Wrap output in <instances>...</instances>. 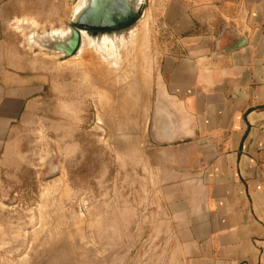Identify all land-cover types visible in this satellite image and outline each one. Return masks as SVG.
I'll return each mask as SVG.
<instances>
[{
	"label": "crops",
	"instance_id": "0c3cea01",
	"mask_svg": "<svg viewBox=\"0 0 264 264\" xmlns=\"http://www.w3.org/2000/svg\"><path fill=\"white\" fill-rule=\"evenodd\" d=\"M63 2L0 0V158L18 124L44 112L50 67L62 66L21 30L69 23L79 2ZM149 4L133 49L85 56L99 68L88 83L103 143L156 173L174 264H264V0ZM132 65L129 83L111 84L112 68Z\"/></svg>",
	"mask_w": 264,
	"mask_h": 264
},
{
	"label": "rangeland",
	"instance_id": "374dc122",
	"mask_svg": "<svg viewBox=\"0 0 264 264\" xmlns=\"http://www.w3.org/2000/svg\"><path fill=\"white\" fill-rule=\"evenodd\" d=\"M78 2L80 7L84 0H64L63 6ZM146 15L94 40L83 31L84 57L77 65H71V56L40 49L62 66L50 67L53 87L44 112L18 124L0 158V264H174L156 173L124 166L103 143L88 83L90 72L96 75L99 68L85 57L105 47L133 49L135 34L148 32L139 25ZM47 20L54 18L39 22L44 32L30 25L21 30L31 51L33 32L69 24ZM133 66L112 68L111 84L129 83L125 76Z\"/></svg>",
	"mask_w": 264,
	"mask_h": 264
},
{
	"label": "water",
	"instance_id": "95a60500",
	"mask_svg": "<svg viewBox=\"0 0 264 264\" xmlns=\"http://www.w3.org/2000/svg\"><path fill=\"white\" fill-rule=\"evenodd\" d=\"M145 6L146 0H85L66 31L33 32L30 40L45 52L72 56L83 42V31L98 34L126 28L138 21Z\"/></svg>",
	"mask_w": 264,
	"mask_h": 264
},
{
	"label": "bare ground",
	"instance_id": "6f19581e",
	"mask_svg": "<svg viewBox=\"0 0 264 264\" xmlns=\"http://www.w3.org/2000/svg\"><path fill=\"white\" fill-rule=\"evenodd\" d=\"M84 4H85V0H84V2L81 4L80 7H82ZM80 7H79V8H80ZM75 12H76V11H75ZM75 12H74V13H75ZM74 13H73V14H74ZM58 29L60 30V28H58ZM55 30H57V29H55ZM55 30H54V32H55ZM52 32H53V31H52ZM46 33H47V32H46ZM83 33H84V32H83ZM85 33H86V32H85ZM86 37H88V35H87ZM106 38H107V37H106ZM101 40H102V41H104V40L106 41L107 39H104V38L102 37ZM110 40H111V39H108L107 41H109V43H110V42H112V41H110ZM102 41H101V42H102ZM89 42H90V41H89ZM113 42H114V41H113ZM102 43H103V42H102ZM107 44H108V42H107V43L105 42V43H103L102 46L105 47V45H107ZM110 44H112V43H110ZM31 45H32V44H31ZM112 45H113V44H112ZM112 45H111L110 47H112ZM113 47H114V46H113ZM113 47H112V48H113ZM106 48H107V47H105L104 49H106ZM113 49H114V48H113ZM114 50H115V49H114ZM91 62H92V60H91Z\"/></svg>",
	"mask_w": 264,
	"mask_h": 264
},
{
	"label": "flooded vegetation",
	"instance_id": "af4514ba",
	"mask_svg": "<svg viewBox=\"0 0 264 264\" xmlns=\"http://www.w3.org/2000/svg\"><path fill=\"white\" fill-rule=\"evenodd\" d=\"M101 33V32H100Z\"/></svg>",
	"mask_w": 264,
	"mask_h": 264
}]
</instances>
